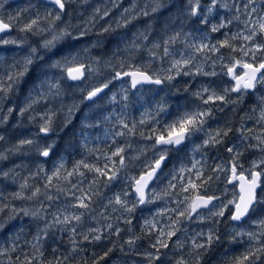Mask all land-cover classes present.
<instances>
[{
    "label": "clouds",
    "instance_id": "obj_1",
    "mask_svg": "<svg viewBox=\"0 0 264 264\" xmlns=\"http://www.w3.org/2000/svg\"><path fill=\"white\" fill-rule=\"evenodd\" d=\"M262 65L264 0H0V264H264Z\"/></svg>",
    "mask_w": 264,
    "mask_h": 264
},
{
    "label": "snow or ice",
    "instance_id": "obj_2",
    "mask_svg": "<svg viewBox=\"0 0 264 264\" xmlns=\"http://www.w3.org/2000/svg\"><path fill=\"white\" fill-rule=\"evenodd\" d=\"M245 67L247 68V67H249L248 65H245ZM262 67H264V65H262ZM130 75L131 76H133V78H135L138 74L137 73H130ZM186 123H191V120H189V121H187ZM184 131V128H183V126L179 129V130H177V129H173L170 133H169V137L171 138V137H173V136H177V135H179V134H181L182 132ZM164 139V137H157V140L158 141H160V140H163ZM255 175V174H254ZM238 179L240 180V182H241V193H242V195H241V200L243 201L244 200V194L247 192V191H249L250 189H247L246 187H245V180H244V177L243 176H240V177H238ZM239 205H237V208L239 209Z\"/></svg>",
    "mask_w": 264,
    "mask_h": 264
}]
</instances>
